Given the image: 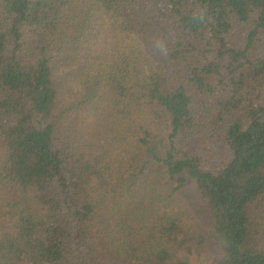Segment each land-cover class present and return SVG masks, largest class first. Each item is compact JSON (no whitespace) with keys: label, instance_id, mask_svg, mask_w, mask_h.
Masks as SVG:
<instances>
[{"label":"trees","instance_id":"obj_1","mask_svg":"<svg viewBox=\"0 0 264 264\" xmlns=\"http://www.w3.org/2000/svg\"><path fill=\"white\" fill-rule=\"evenodd\" d=\"M0 264H264V0H0Z\"/></svg>","mask_w":264,"mask_h":264}]
</instances>
